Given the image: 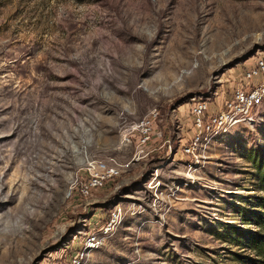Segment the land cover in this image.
Masks as SVG:
<instances>
[{"label": "rangeland", "instance_id": "1", "mask_svg": "<svg viewBox=\"0 0 264 264\" xmlns=\"http://www.w3.org/2000/svg\"><path fill=\"white\" fill-rule=\"evenodd\" d=\"M258 56L264 0H0V264H243L264 100L183 147ZM93 160L121 170L82 195Z\"/></svg>", "mask_w": 264, "mask_h": 264}, {"label": "built area", "instance_id": "2", "mask_svg": "<svg viewBox=\"0 0 264 264\" xmlns=\"http://www.w3.org/2000/svg\"><path fill=\"white\" fill-rule=\"evenodd\" d=\"M263 100L264 56H258L241 72L238 84L230 89L214 110L209 112L203 99L191 101L189 113L193 134L188 144L184 145L183 151L192 154L193 150L208 138L226 132L235 125L253 121ZM156 115L155 110L150 111L148 116L131 124L126 131H138L141 142L147 141L152 136L151 123ZM120 170V165L91 161L86 167V178L81 183L80 193L90 194L93 189L118 176Z\"/></svg>", "mask_w": 264, "mask_h": 264}, {"label": "trees", "instance_id": "3", "mask_svg": "<svg viewBox=\"0 0 264 264\" xmlns=\"http://www.w3.org/2000/svg\"><path fill=\"white\" fill-rule=\"evenodd\" d=\"M252 159V158H251ZM253 161V159H252ZM257 170V178L260 190L264 193V165L257 161L255 163ZM252 206L257 209H243L242 218L244 222L252 221L258 229L238 231L233 229V233L244 240L245 246L252 251L251 256H239V260L243 264H264V195L255 198V203ZM251 206V207H252ZM238 259V258H237Z\"/></svg>", "mask_w": 264, "mask_h": 264}]
</instances>
